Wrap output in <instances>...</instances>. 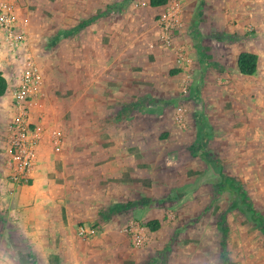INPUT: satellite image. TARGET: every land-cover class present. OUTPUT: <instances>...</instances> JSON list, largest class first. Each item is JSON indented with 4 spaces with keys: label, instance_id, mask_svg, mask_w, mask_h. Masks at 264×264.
Instances as JSON below:
<instances>
[{
    "label": "crops",
    "instance_id": "1",
    "mask_svg": "<svg viewBox=\"0 0 264 264\" xmlns=\"http://www.w3.org/2000/svg\"><path fill=\"white\" fill-rule=\"evenodd\" d=\"M180 1L167 34L166 2L0 0L23 35L0 31V264H264V0ZM26 57L36 151L16 183L4 127Z\"/></svg>",
    "mask_w": 264,
    "mask_h": 264
},
{
    "label": "built area",
    "instance_id": "2",
    "mask_svg": "<svg viewBox=\"0 0 264 264\" xmlns=\"http://www.w3.org/2000/svg\"><path fill=\"white\" fill-rule=\"evenodd\" d=\"M166 5L159 16V24L168 34L178 27L181 1L167 0ZM0 31L10 48H16L23 39V35L15 30L12 10L5 4H0ZM39 84V69L31 57H26L20 83L12 90L13 119L5 126L10 148L9 177L12 182L26 180L35 158L36 138L28 119L29 105L38 95ZM128 231L134 246H142L147 240L144 226L140 223L132 222Z\"/></svg>",
    "mask_w": 264,
    "mask_h": 264
},
{
    "label": "trees",
    "instance_id": "3",
    "mask_svg": "<svg viewBox=\"0 0 264 264\" xmlns=\"http://www.w3.org/2000/svg\"><path fill=\"white\" fill-rule=\"evenodd\" d=\"M167 0H151V4H161L165 3ZM238 67L239 72L243 75H251L256 71L257 68V55L250 52H241L238 57ZM7 84L3 75L0 73V96L6 91ZM240 200L247 202L248 207L250 203L247 200V195L244 192L239 191ZM157 225L150 226L151 228H156Z\"/></svg>",
    "mask_w": 264,
    "mask_h": 264
},
{
    "label": "rangeland",
    "instance_id": "4",
    "mask_svg": "<svg viewBox=\"0 0 264 264\" xmlns=\"http://www.w3.org/2000/svg\"><path fill=\"white\" fill-rule=\"evenodd\" d=\"M12 106H13V104H12ZM11 120H12V119H10V121H11ZM10 121H8L6 124H8ZM1 125H2V124H1ZM2 127H3V125H2ZM4 130H5V127H4ZM257 197H261V198H260V199H261L260 202H263V200H262V199H263V196H257ZM227 200H228V199H227Z\"/></svg>",
    "mask_w": 264,
    "mask_h": 264
}]
</instances>
